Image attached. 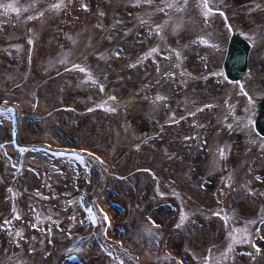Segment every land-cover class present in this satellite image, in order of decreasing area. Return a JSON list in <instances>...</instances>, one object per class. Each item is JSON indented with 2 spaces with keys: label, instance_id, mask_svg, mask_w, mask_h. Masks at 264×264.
<instances>
[{
  "label": "bare ground",
  "instance_id": "obj_1",
  "mask_svg": "<svg viewBox=\"0 0 264 264\" xmlns=\"http://www.w3.org/2000/svg\"><path fill=\"white\" fill-rule=\"evenodd\" d=\"M37 2L1 0L12 24L0 26V44L26 43L28 66L8 87L0 86V264L71 263L64 255L81 240L79 253L88 264H120L127 250L102 236L104 251L90 237L83 197L105 205L103 195L127 209L113 207L112 236L125 239L136 221L165 229L158 248H135L143 257L137 263L264 264V224L255 227L264 213V61L259 69L253 62L264 60V0ZM35 8L43 14L30 17ZM19 17L28 20V30H21ZM241 41L247 50L230 54L232 61L239 57L241 72L229 64L231 78L225 79L228 44ZM43 64L52 65L47 74ZM27 84L36 89L22 97ZM158 95L166 99L157 101ZM8 97L14 106L4 101ZM68 119L73 126L65 128ZM37 145L82 149L85 163ZM160 196L174 204L160 205ZM246 232L252 241L260 238L252 243ZM245 248L252 254L240 255Z\"/></svg>",
  "mask_w": 264,
  "mask_h": 264
},
{
  "label": "rangeland",
  "instance_id": "obj_2",
  "mask_svg": "<svg viewBox=\"0 0 264 264\" xmlns=\"http://www.w3.org/2000/svg\"><path fill=\"white\" fill-rule=\"evenodd\" d=\"M35 2H37L36 0H34ZM110 1V0H109ZM39 2V3H38ZM36 4V7L39 6L40 4H42L43 0H39ZM34 10V12L32 13V16L30 17H38V16H41L43 13L42 11L39 13V9L35 8V9H32ZM12 12L9 13V17H8V20L5 19L4 17H7L6 16V12L4 11V6L2 5L1 3V0H0V26H8V25H11L12 23H9L11 22L10 19H12V15H11ZM8 14V13H7ZM21 20H24L22 19V17H19L18 21L20 22ZM17 21V22H18ZM28 21V20H27ZM26 21V19L24 20V25L25 27L23 29H21L22 31H25V30H28L27 29V24L28 23ZM16 22V23H17ZM22 24V23H21ZM21 30L18 31V38L19 40L22 39V33H21ZM22 34V35H20ZM148 35L144 34V38H148L147 37ZM13 38V37H12ZM21 38V39H20ZM8 43H10L11 45H9ZM27 44L24 43V42H18V43H13V42H8V41H4L0 44V86L3 87V88H6L8 87L7 84H9L10 82L9 81H16L17 78H19L22 74V70L25 67H27V58H26V55L24 54L23 52V47L26 46ZM121 45H117V47H120ZM28 52V51H27ZM257 61H260V59L258 58ZM52 65H48V64H43V67H44V74H47V72L50 71V68H51ZM28 85V84H27ZM26 85V86H27ZM36 89V84H29L27 86V89H22L21 93H20V96L22 97H25L27 96V94H31L33 92V90ZM29 92H27V91ZM70 118V117H69ZM51 125L54 124L53 121H50ZM73 119H68V122L65 123L64 127L65 128H69L70 126H73ZM164 165L161 167V169H163ZM137 184L139 185L138 189H142V184L138 183ZM167 196H171V194L169 193H166ZM149 204V202H148ZM146 204V205H148ZM135 218V215L133 216ZM131 218L132 220L134 218ZM151 229V231H148V229ZM165 232V229L163 228H155V227H151V224L146 221H144L143 224H141V221L140 223L136 221V224L134 226H129V230L127 231V235H124L122 234V236L125 238V240L127 242L130 243V245H132L133 247H135L136 249L138 248L139 245H144V247L148 250H151L152 248L153 249H156L158 248V246L156 247L157 243H160L162 240H163V237H164V233ZM150 241V243L148 242ZM82 243V246L83 247V240H81L80 242V245ZM153 246V247H151ZM178 250V248H177ZM179 251V250H178ZM159 254V253H157ZM161 257H163L162 255H160Z\"/></svg>",
  "mask_w": 264,
  "mask_h": 264
},
{
  "label": "snow or ice",
  "instance_id": "obj_3",
  "mask_svg": "<svg viewBox=\"0 0 264 264\" xmlns=\"http://www.w3.org/2000/svg\"><path fill=\"white\" fill-rule=\"evenodd\" d=\"M133 2L139 4V3L141 2V0H133ZM149 2H150V0H149ZM185 2H187V0H185ZM56 6L59 7V5H56ZM82 6L85 7V8L89 7L88 4H83ZM204 6L207 7V5H204ZM260 6H261V5H257V7H260ZM206 14H207V13H206ZM229 27H231V25H229ZM156 29H157V30H160L161 33L163 34V26H162V25H156ZM126 31H131V29H126ZM200 39H203V42H204L205 44L211 43V41H209L206 37H200ZM250 39H252L253 43H255V35L250 36ZM169 47H171V45H169ZM158 51H159V47H156V48H154V49H151V50H149L147 53L143 54V55H144V58H146L147 56H151V55H153V52H158ZM99 54H100V53H98V55H99ZM116 54H117V55H120L119 52H117ZM176 54H177V55H181L180 49H176ZM181 59H183V56H182V55H181ZM136 63H140V60H137ZM73 67L79 68V67H81V65H79V64H75V65H73ZM84 71H85V72H91V69L85 68ZM165 75H169V73H165ZM170 75L175 76L176 73H175V72H172V73H170ZM89 79H95V77L90 76ZM101 87H103V85H101ZM113 99H115V97H113ZM155 99H156L157 101H163V100L166 99V97H165L164 95H158ZM209 106H210V105H203L202 107L207 108V107H209ZM198 111H200V108H197V109H196V112H198ZM196 112L191 113V115L195 116V115H196ZM175 115H176V113H172V116H175ZM181 119H183V117H181ZM168 123H176V121L170 119V120L168 121ZM193 123H196V121L193 120ZM229 127H231V125H229ZM186 139H190V137H186ZM259 139H260L261 141H264V136L259 137ZM135 147H136V148H140L141 145L138 143V144L135 145ZM261 147L264 148V143H261ZM218 151H219V155H220V156H224V155H226V152H225V151H223V150H219V149H218ZM173 155H174V154H173ZM81 159H83V157H81ZM100 159L103 160V157H100ZM85 167H87V165H85ZM148 171L151 172L152 170L149 169ZM157 179H159V178L157 177ZM261 179H264V177H261ZM231 182H232V179H231V177H229V183H231ZM245 187H247V185H245ZM157 189H159V185H158V184H157ZM248 190H249L250 192H255V189H252V188H249ZM160 194H161V195H165V193H163V192H161ZM176 194H178V193H174V195H176ZM88 212H89V213H93V209H92V208H89V209H88ZM16 214H17V215H20L19 212H17ZM217 214H219V213H217ZM187 215H188V213H185L183 216H181V218H180V223L177 224V227H178V228H179V227H182V226L184 225V222H185V219L187 218ZM92 218H93L94 220L97 219V217H96L94 214H93ZM261 222L264 223V220H262ZM252 223H255V221H252ZM34 226H35V225H34ZM148 231H151V229L149 228ZM245 235L248 237V240L252 241V234H251V233L246 232ZM252 243H255V241H252ZM255 247H256V249H260L261 246H260V244H255ZM228 251H229V252L231 251V245H229ZM197 258L199 259V257H197ZM253 258H255V257H253Z\"/></svg>",
  "mask_w": 264,
  "mask_h": 264
}]
</instances>
